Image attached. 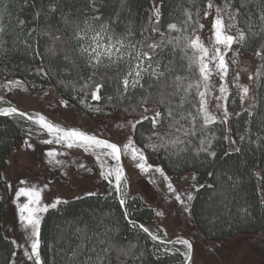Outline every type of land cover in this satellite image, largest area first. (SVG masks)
Here are the masks:
<instances>
[{
  "label": "snow or ice",
  "instance_id": "6c2138e0",
  "mask_svg": "<svg viewBox=\"0 0 264 264\" xmlns=\"http://www.w3.org/2000/svg\"><path fill=\"white\" fill-rule=\"evenodd\" d=\"M107 6L108 0H0V58L27 57L36 64L29 68L30 75L56 80V87L67 90L68 98L50 102V108L71 110L74 101L88 113L112 118L120 138L114 140L107 125L88 130L53 122L44 112L15 106L5 95H0V117L24 123L22 147L35 151L34 136L50 146L43 152L44 163L62 177L69 178L73 167L98 175L107 185L103 199L118 203L125 229L142 235L145 246L139 239L124 237L123 242L120 221L99 209L88 210L87 218L81 212L63 219L57 235L45 240L42 225L50 211L61 212L62 206L100 194L88 191L71 200L45 202L43 193L52 181L38 186L20 179L12 203L23 242L11 240L14 250L8 264H57V257L63 264H146L148 241L157 258L178 254L181 264H195L192 239H169L165 228L153 230L133 218L130 204L136 198L130 195L126 160L149 183L163 185L188 223L195 219L194 201L202 190L208 193L204 219L213 228L223 222L232 229L251 218L247 202L240 204L233 195L242 183L239 169L247 167L246 160L233 168L212 167L204 173L211 182L199 180L201 168L217 159L243 157L246 145L264 150V0H189L183 19L167 25L162 23L165 0H152L148 27L138 32L121 18V13L131 14L128 0H120L115 15H105ZM43 40L48 44L42 51ZM252 43L253 55L262 63L248 72L245 84L240 71L230 77V70L239 63L235 57L241 49ZM3 88L8 93L29 91L20 78L6 79ZM242 117L243 130L235 131L231 121ZM74 149L92 156L96 168L66 159ZM153 157L177 174L191 168L179 176L187 188L178 191L168 170ZM251 175L258 180L264 207V175L254 170ZM6 186L13 191L11 183ZM224 246L214 243L209 251Z\"/></svg>",
  "mask_w": 264,
  "mask_h": 264
},
{
  "label": "rangeland",
  "instance_id": "374dc122",
  "mask_svg": "<svg viewBox=\"0 0 264 264\" xmlns=\"http://www.w3.org/2000/svg\"><path fill=\"white\" fill-rule=\"evenodd\" d=\"M235 58L239 63L230 70V77L234 76L235 71H240L241 82L247 84L248 72L256 70V58L242 56ZM5 81L6 79L4 78L0 79V95H5L7 100H10L15 106L23 110L41 111L53 122H61L70 126H82L88 130H102L107 125L111 129L112 138L114 140L120 138L117 130L112 127L113 119L106 115H92L77 105L71 110L50 108V102L55 105L60 98H63L58 90L53 87L40 91L29 88L25 83V86L29 89L28 92L14 90L8 93L3 88ZM45 92H49L50 95L44 96ZM25 138L26 133L24 130L22 138L13 149L15 151H12L13 155L10 156V160L8 157V163L2 175L4 179L12 181L13 190L19 186L18 181L20 179H27L30 183H35L38 186H43L45 183L52 181L48 189L43 193L45 202H51L56 197L72 199L88 191L97 193L103 191V181L95 173H86L83 170L77 171L73 167L70 169L69 178L62 177L57 169L49 168L44 163L43 152L50 146L40 144L38 138L34 136L31 142L35 145V151L26 149L22 147V142ZM72 152L75 154L70 155L66 159L84 162L88 167L96 168L92 156L81 155L79 154L80 150L74 149ZM125 166L131 183L130 195H139L155 211L164 212L162 217L155 215L153 225L157 228H165L169 239H173L178 235L192 239L195 246V264H264V233L239 234L227 240L207 238L201 232L195 220L191 223L186 222L180 206L174 200L169 199L170 194L162 184L149 183L148 178L143 174H139L127 160L125 161ZM191 171H187L184 175ZM169 175L173 177L178 191H183L187 188V182L175 177L170 172ZM13 198L14 193L7 204L3 229L10 239H16L18 243H22L23 229L17 225V211L12 203ZM214 243H223L225 246L215 251H209V246Z\"/></svg>",
  "mask_w": 264,
  "mask_h": 264
},
{
  "label": "trees",
  "instance_id": "16d2710c",
  "mask_svg": "<svg viewBox=\"0 0 264 264\" xmlns=\"http://www.w3.org/2000/svg\"><path fill=\"white\" fill-rule=\"evenodd\" d=\"M199 4H203L204 0H197ZM83 3V0H80ZM129 6L131 8V14L121 13V18L125 23L128 21L132 22L134 30L137 32L141 27H148V18L151 15L152 0H128ZM189 0H165V7L163 9L164 15L162 18V23L167 25L170 21L175 19L180 21L183 19L182 12L185 7L188 6ZM179 6V7H177ZM120 10V0H108V6L104 9L105 15H115ZM48 44L47 40L41 41V50L43 51L45 46ZM235 47V46H234ZM255 43L241 49L240 55L238 57H255L253 55ZM232 56V53H229ZM256 58V57H255ZM256 68L262 63L258 58H256ZM35 63L30 61L27 57L10 54L9 59L5 60L0 58V79H12L20 78L25 81L29 88L35 90H46L49 87H53L58 90L63 98L67 97V90H62L56 87V80H47L40 76L34 74H29V68H34ZM32 85H35L33 88ZM235 91V90H233ZM264 91V90H262ZM73 103L80 108L81 105L74 102ZM91 103V102H90ZM83 109V108H82ZM85 110V109H83ZM236 110H239V105H236ZM86 111V110H85ZM95 116H103L102 114H94ZM244 118L239 120H232V126L235 131H242L244 127ZM24 123L19 121V119H10L6 117H0V174L3 175V171L7 166L8 157L12 150L16 147L22 135L24 134ZM255 130V129H254ZM220 129L217 127V132ZM154 163L162 164L164 167L175 177L179 178L180 175H184L187 171L192 170L191 168L185 169L182 173L177 174V172L169 169V166L165 161L152 158ZM247 161V167L241 165L239 171L242 176V183L239 186L238 191L234 192L236 200L240 204H247L250 206L251 218L246 221L235 225L232 229H228L223 222L215 225L213 228L204 219V214L207 209L205 203L208 193L206 190H202L197 199L194 201V211H195V222L201 232L210 239L214 240H227L235 235L247 234V233H264V207H261L259 203V197L257 194V184L258 180L251 172L254 170L256 172H261L264 175V150H258L255 146L251 149L245 146V152L243 157H232L227 160L217 159L216 163L211 167L207 165L200 169V180L203 183L206 180L211 182L204 173L205 171L212 170V167L216 168H233L237 165L240 160ZM6 180L0 179V264H8L11 257V252L14 250L11 244V240L4 232L3 220L6 213V205L10 197L9 189L6 186ZM107 192V185L103 182V191L99 193L97 197H90L83 200L75 201L69 205L62 206L61 212L52 210L45 216L42 225V235L45 240L50 237L57 235L56 226L61 225L63 219L70 218L79 215L81 212L84 213L85 218L88 216V210L99 209L100 211H110L113 214V218L120 221L119 227L124 229L122 231L121 239L123 242L131 240L136 242L139 239L141 247L145 246V240L142 235H138L134 231H129L125 229V222L121 218V210L118 203L109 198L107 200L103 199V195ZM135 197V201L130 204V211L133 212V218L146 226L151 227L156 230L157 227L153 225L155 219V210L149 206L139 195H132ZM71 200V199H69ZM218 207V206H217ZM235 211V208L233 209ZM211 213H208L210 216ZM210 231H215V235H210ZM124 237L127 240H124ZM147 248L149 252L145 255L144 260L146 264H181V257L177 254L176 256L171 255H161L159 258L152 255V242H147ZM44 255L50 257V253L46 250ZM57 264H63V261L57 257Z\"/></svg>",
  "mask_w": 264,
  "mask_h": 264
},
{
  "label": "crops",
  "instance_id": "0c3cea01",
  "mask_svg": "<svg viewBox=\"0 0 264 264\" xmlns=\"http://www.w3.org/2000/svg\"><path fill=\"white\" fill-rule=\"evenodd\" d=\"M13 151V150H12ZM15 151V150H14ZM13 151V152H14ZM13 152H11V154L9 155V160H10V156H12L13 155ZM8 183H11L12 184V181L11 180H7V179H5ZM14 188V187H13ZM1 190V189H0ZM9 192H10V197H9V200L12 198V196H13V193H14V190L13 191H10L9 190ZM9 200H8V202H7V204L9 203ZM6 209H7V205H6Z\"/></svg>",
  "mask_w": 264,
  "mask_h": 264
}]
</instances>
